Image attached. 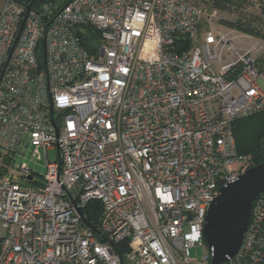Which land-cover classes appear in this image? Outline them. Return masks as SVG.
<instances>
[{"label":"built area","instance_id":"1","mask_svg":"<svg viewBox=\"0 0 264 264\" xmlns=\"http://www.w3.org/2000/svg\"><path fill=\"white\" fill-rule=\"evenodd\" d=\"M33 2L0 9V264H210L206 211L254 165L233 125L264 111V38L227 4ZM222 264H264V193Z\"/></svg>","mask_w":264,"mask_h":264},{"label":"water","instance_id":"2","mask_svg":"<svg viewBox=\"0 0 264 264\" xmlns=\"http://www.w3.org/2000/svg\"><path fill=\"white\" fill-rule=\"evenodd\" d=\"M28 9L30 5H27ZM260 193H264V163L250 166L219 188L206 211L203 226L210 264H222L237 253L250 219L252 203ZM82 210L77 207L79 215Z\"/></svg>","mask_w":264,"mask_h":264},{"label":"trees","instance_id":"3","mask_svg":"<svg viewBox=\"0 0 264 264\" xmlns=\"http://www.w3.org/2000/svg\"><path fill=\"white\" fill-rule=\"evenodd\" d=\"M32 1H34V5L52 2L58 7H61L69 0H28V2ZM213 4L219 7H224V3H221L220 0H213ZM260 14H264V8L261 9ZM228 23L245 32L262 36L264 38V31L258 29V27L254 26L252 22L242 23L238 21L237 23ZM80 33L81 41L85 46H87L91 40H95L98 37L97 31L89 26H84V32ZM233 133L238 153L251 154L254 164L264 163V111L236 120L233 125ZM88 208L99 209V204L97 202L89 203L86 206V209ZM97 214V210L93 211V223L88 219H85V222L92 226L95 225L97 222Z\"/></svg>","mask_w":264,"mask_h":264},{"label":"rangeland","instance_id":"4","mask_svg":"<svg viewBox=\"0 0 264 264\" xmlns=\"http://www.w3.org/2000/svg\"><path fill=\"white\" fill-rule=\"evenodd\" d=\"M200 4H211L213 0H194ZM221 3L229 5L230 11L227 15V21L232 23H237L238 21L242 23L252 22L254 26H257L258 29L264 31V14H260V12L254 7L253 2L249 0H220ZM29 156H27L28 158ZM48 157L50 160H54L56 158V150L50 149L48 151ZM28 166L33 169L34 179L40 180L41 175L44 172L43 169V161H35V160H26ZM205 252V248L201 245H194L189 249V258L192 264H198Z\"/></svg>","mask_w":264,"mask_h":264},{"label":"crops","instance_id":"5","mask_svg":"<svg viewBox=\"0 0 264 264\" xmlns=\"http://www.w3.org/2000/svg\"><path fill=\"white\" fill-rule=\"evenodd\" d=\"M3 2H4V0H0V9H1L2 5H3Z\"/></svg>","mask_w":264,"mask_h":264}]
</instances>
